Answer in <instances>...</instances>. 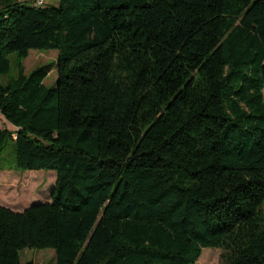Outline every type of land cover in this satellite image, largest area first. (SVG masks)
Listing matches in <instances>:
<instances>
[{
  "label": "trees",
  "instance_id": "obj_1",
  "mask_svg": "<svg viewBox=\"0 0 264 264\" xmlns=\"http://www.w3.org/2000/svg\"><path fill=\"white\" fill-rule=\"evenodd\" d=\"M32 49L57 50L54 87ZM13 52L0 171L56 176L0 204V264H264V0H0V75Z\"/></svg>",
  "mask_w": 264,
  "mask_h": 264
},
{
  "label": "rangeland",
  "instance_id": "obj_2",
  "mask_svg": "<svg viewBox=\"0 0 264 264\" xmlns=\"http://www.w3.org/2000/svg\"><path fill=\"white\" fill-rule=\"evenodd\" d=\"M24 4H31L37 0H18ZM58 0H45L44 5H56ZM57 50L55 49H32L28 56L23 60L24 73H31L38 66H46L49 69L43 83L47 87H54L57 81L56 59ZM11 63L7 74L0 75V81L6 82L9 78L17 75L16 53L8 55ZM0 127L12 130L14 126L7 122L0 114ZM10 142L6 145L5 151H10ZM55 170H2L0 171V204L14 211L23 209L48 201L54 186ZM221 249L203 248L196 264H220ZM56 253L52 248H26L20 251L22 262L32 261L34 264H50L55 260Z\"/></svg>",
  "mask_w": 264,
  "mask_h": 264
},
{
  "label": "built area",
  "instance_id": "obj_3",
  "mask_svg": "<svg viewBox=\"0 0 264 264\" xmlns=\"http://www.w3.org/2000/svg\"><path fill=\"white\" fill-rule=\"evenodd\" d=\"M44 1H45V0H37V1H36V4H40V5H41V4L44 3Z\"/></svg>",
  "mask_w": 264,
  "mask_h": 264
}]
</instances>
